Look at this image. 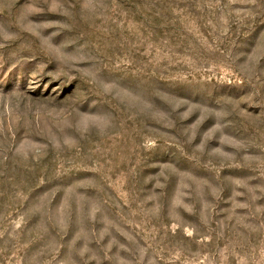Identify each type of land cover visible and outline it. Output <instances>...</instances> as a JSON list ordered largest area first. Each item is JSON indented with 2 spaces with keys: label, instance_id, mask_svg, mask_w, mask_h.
Here are the masks:
<instances>
[{
  "label": "rangeland",
  "instance_id": "1",
  "mask_svg": "<svg viewBox=\"0 0 264 264\" xmlns=\"http://www.w3.org/2000/svg\"><path fill=\"white\" fill-rule=\"evenodd\" d=\"M0 264H264V0H0Z\"/></svg>",
  "mask_w": 264,
  "mask_h": 264
}]
</instances>
